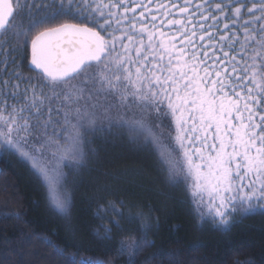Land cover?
Wrapping results in <instances>:
<instances>
[{
    "label": "snow or ice",
    "instance_id": "6c2138e0",
    "mask_svg": "<svg viewBox=\"0 0 264 264\" xmlns=\"http://www.w3.org/2000/svg\"><path fill=\"white\" fill-rule=\"evenodd\" d=\"M9 32L16 44L2 39ZM21 42L49 95L9 71ZM0 69L11 77H0V146L31 165L58 212L70 209L64 168L83 161L84 132L119 127L152 145L219 227L238 211L264 213V0H0ZM37 238L66 264H105ZM151 244L121 251L134 264Z\"/></svg>",
    "mask_w": 264,
    "mask_h": 264
},
{
    "label": "trees",
    "instance_id": "16d2710c",
    "mask_svg": "<svg viewBox=\"0 0 264 264\" xmlns=\"http://www.w3.org/2000/svg\"><path fill=\"white\" fill-rule=\"evenodd\" d=\"M16 18L27 25L26 16ZM2 39L16 44L10 32ZM12 55L16 63L9 70L19 66L24 76L36 78L32 86L38 84L49 95L51 90L30 66V46L21 42ZM80 79L70 84L78 85ZM80 87L87 91L89 85ZM108 99L115 104L118 97ZM52 118L62 119L56 112ZM84 137L83 161L64 168L71 194L66 215L50 205L42 179L26 160L11 149L0 150V264H66L40 236L50 237L67 254L105 264H129L121 244L145 236L154 244L134 252V264H264V213L238 211L225 230L197 207L189 182L170 178L152 145L133 142L119 127L86 131ZM173 155L179 161L180 153Z\"/></svg>",
    "mask_w": 264,
    "mask_h": 264
},
{
    "label": "rangeland",
    "instance_id": "374dc122",
    "mask_svg": "<svg viewBox=\"0 0 264 264\" xmlns=\"http://www.w3.org/2000/svg\"><path fill=\"white\" fill-rule=\"evenodd\" d=\"M37 2L39 3L40 2V0H37ZM33 9H36V8H33ZM33 9H32V11H33ZM17 19V18H16ZM9 71H11V69L9 70ZM0 77H2V78H6V79H11V77H6V76H4V74H3V70L2 69H0ZM27 77V76H26ZM18 83H20V86H21V89H23L24 87H26V86H28L27 85V82L26 81H18ZM40 87L38 88V89H36V91H37V94H39L40 93ZM43 93L45 94V95H48V92H45L44 90H43ZM21 102H22V98H21ZM8 103L9 104H14V103H16V101L15 100H13L12 98H8ZM47 116V114H45V117ZM36 135H39V134H37V133H35ZM34 142V139H32V138H30L29 139V143H28V147L30 148L31 147V144ZM61 142H63V141H61ZM6 150V149H9V148H5V147H2V146H0V150ZM12 151H14V150H12ZM195 199V198H194ZM200 209L201 210H205L206 211V214H208L209 215V209L207 208V207H200ZM235 214V213H234ZM234 214H230V216H229V218L232 216V215H234Z\"/></svg>",
    "mask_w": 264,
    "mask_h": 264
},
{
    "label": "water",
    "instance_id": "95a60500",
    "mask_svg": "<svg viewBox=\"0 0 264 264\" xmlns=\"http://www.w3.org/2000/svg\"><path fill=\"white\" fill-rule=\"evenodd\" d=\"M30 58H31V56H30ZM30 58H29V59H30ZM32 70H33V69H32ZM36 72H37V71H36Z\"/></svg>",
    "mask_w": 264,
    "mask_h": 264
}]
</instances>
